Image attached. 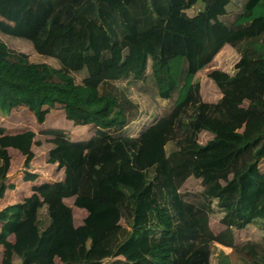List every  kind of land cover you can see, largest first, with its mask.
<instances>
[{
  "label": "trees",
  "instance_id": "obj_1",
  "mask_svg": "<svg viewBox=\"0 0 264 264\" xmlns=\"http://www.w3.org/2000/svg\"><path fill=\"white\" fill-rule=\"evenodd\" d=\"M262 116L264 0H0V264H264Z\"/></svg>",
  "mask_w": 264,
  "mask_h": 264
},
{
  "label": "rangeland",
  "instance_id": "obj_2",
  "mask_svg": "<svg viewBox=\"0 0 264 264\" xmlns=\"http://www.w3.org/2000/svg\"><path fill=\"white\" fill-rule=\"evenodd\" d=\"M227 9L229 12H233L236 10L231 3H229V5L227 6ZM253 30H254V27L252 29H250L248 31V33L252 32ZM257 31H255V33ZM22 50L25 51L26 49L22 48ZM237 58H238V55L233 50L226 47L220 53V55L215 59V61L213 63H211L209 66H207L205 69L202 70L200 76H205L207 73H209L213 70H216V69L225 70V71H232V67H233L234 63L236 62ZM216 96H217V93H215V92L206 91V93H205V98H207V99L215 98ZM145 100H146L145 106L150 111V108L152 109V108H154V106L153 105L150 106L147 99H145ZM263 128H264V116L260 117V119L254 123L241 124L240 126H238L237 129L240 132H243L247 138H251V137L255 136ZM211 227H213L212 224H211ZM254 230L255 229H251V230H248L247 233H243V234L239 233L238 235H236V237H238V239H239V244H245L248 241L250 243H252L254 240H259V238H258L259 235H257V238L255 239L254 236H255L256 230L255 231ZM215 245H216L215 246V253L217 255L223 254L225 256L222 264H245V262L240 257V256H243V254H245L244 251H242V248L239 251H236L235 249L226 247V246L219 244L217 242H215ZM247 252H249L250 254H253L252 253L253 248L251 246H249V250H247Z\"/></svg>",
  "mask_w": 264,
  "mask_h": 264
}]
</instances>
